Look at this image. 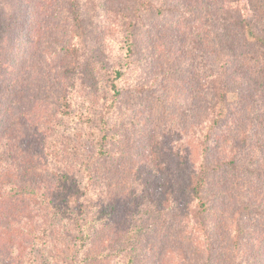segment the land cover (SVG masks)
<instances>
[{
  "label": "trees",
  "instance_id": "1",
  "mask_svg": "<svg viewBox=\"0 0 264 264\" xmlns=\"http://www.w3.org/2000/svg\"><path fill=\"white\" fill-rule=\"evenodd\" d=\"M236 1L253 40L136 0L99 57L80 0H0V264H264V34Z\"/></svg>",
  "mask_w": 264,
  "mask_h": 264
},
{
  "label": "rangeland",
  "instance_id": "2",
  "mask_svg": "<svg viewBox=\"0 0 264 264\" xmlns=\"http://www.w3.org/2000/svg\"><path fill=\"white\" fill-rule=\"evenodd\" d=\"M155 2L160 0H154ZM162 2H171V0H161ZM246 1V3H245ZM259 2V5L257 3ZM136 0H80L81 8L83 12V32H85L86 45L84 49L88 50L87 53L97 55L99 57H118L122 53V29H123V15L129 14ZM184 9L186 13L180 15L168 14L165 19L156 16V11H151L150 19L156 22L157 26H162L165 23L159 24V20L163 19L169 23V27L166 29L177 31L179 29H184L191 31L193 37L198 35H204L206 29H210L211 34H215V30L219 33L227 34L232 39H242L247 37V40H253L249 33H245L238 24L233 25L231 18L232 15L238 16L240 10L238 9L239 3L236 0H183ZM169 6V5H167ZM250 7V8H249ZM253 10L251 15V20L254 22V27L258 30H262L264 34V0H244L241 3V10L246 14L247 9ZM224 11L226 13H224ZM223 12L222 15L219 13ZM250 14V11H248ZM221 17L227 18L226 22L221 19ZM239 17V16H238ZM188 22L190 27H188ZM171 26V28H170ZM183 30V31H184ZM181 31V30H180ZM182 32V31H181ZM206 35L209 32L206 31ZM217 35V34H216ZM254 44L247 46L249 49L252 48ZM255 49V46L253 47ZM169 57H171L169 55ZM173 58V57H171ZM170 58V59H171ZM249 61L254 64L253 77L261 78L264 81V57H256L255 59L249 58ZM95 72L91 71V66L88 65L84 67L83 76L87 83H94L97 85L98 81L101 84V89H106V84H104V73L107 72L102 66L96 65ZM101 80H95L94 76ZM97 81V83H96ZM258 82V80H257ZM92 92V91H91ZM89 97H95V95L88 92ZM238 99L237 92L230 94V100L235 101ZM94 104V109L97 107ZM91 104V105H93ZM98 114L97 112L95 113ZM98 116V115H97ZM91 142L88 144V149H91Z\"/></svg>",
  "mask_w": 264,
  "mask_h": 264
}]
</instances>
